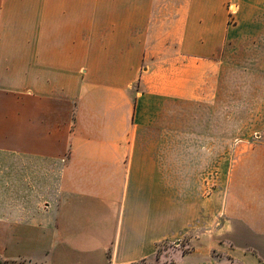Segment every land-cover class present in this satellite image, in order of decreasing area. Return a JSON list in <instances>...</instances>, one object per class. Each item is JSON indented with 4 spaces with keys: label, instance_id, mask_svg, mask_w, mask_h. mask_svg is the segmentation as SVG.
I'll list each match as a JSON object with an SVG mask.
<instances>
[{
    "label": "crops",
    "instance_id": "0c3cea01",
    "mask_svg": "<svg viewBox=\"0 0 264 264\" xmlns=\"http://www.w3.org/2000/svg\"><path fill=\"white\" fill-rule=\"evenodd\" d=\"M260 56L264 0H0V156L53 176L30 206L0 199V259L135 264L207 216L166 145ZM261 247L230 234L168 264H264Z\"/></svg>",
    "mask_w": 264,
    "mask_h": 264
},
{
    "label": "rangeland",
    "instance_id": "374dc122",
    "mask_svg": "<svg viewBox=\"0 0 264 264\" xmlns=\"http://www.w3.org/2000/svg\"><path fill=\"white\" fill-rule=\"evenodd\" d=\"M177 136L166 148L182 154L177 166L181 162L183 178L185 173L190 177L182 183V198H206L208 215L199 207L192 223L163 239L154 256L135 264H168L175 253L219 245L230 234L238 246L253 244L262 249L264 56L260 62L232 66L212 103L185 106L180 140ZM50 169L30 159L0 156V184L21 185L20 191H0V199L16 195L23 206L32 205L53 181Z\"/></svg>",
    "mask_w": 264,
    "mask_h": 264
},
{
    "label": "trees",
    "instance_id": "16d2710c",
    "mask_svg": "<svg viewBox=\"0 0 264 264\" xmlns=\"http://www.w3.org/2000/svg\"><path fill=\"white\" fill-rule=\"evenodd\" d=\"M0 264H12V262H6V261H2V260L0 259Z\"/></svg>",
    "mask_w": 264,
    "mask_h": 264
}]
</instances>
